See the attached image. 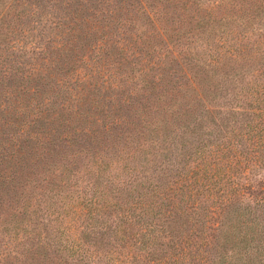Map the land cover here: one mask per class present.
<instances>
[{
  "label": "trees",
  "instance_id": "trees-1",
  "mask_svg": "<svg viewBox=\"0 0 264 264\" xmlns=\"http://www.w3.org/2000/svg\"><path fill=\"white\" fill-rule=\"evenodd\" d=\"M191 1L195 9L190 23L199 33L186 37L190 41H186V48L180 51L175 40L182 34L174 40L168 35L171 29H166L163 21L148 11L139 16L127 12L129 18L122 22L121 28L125 24L131 25V29L124 31L129 33L128 37L107 39L97 36L92 39V44L90 38L81 36V26H72L73 22H78L77 13L76 19L65 21L67 31H73V38L82 45L89 43L93 55L102 59L92 64L84 76L76 75L75 84L82 86L73 101L82 106L72 110L71 114L68 111L72 106L67 104L65 93L73 84L72 78L64 80L62 91L52 94L54 99L46 102L51 116L49 121H56L55 128L50 130L54 133L49 132L48 137H35L40 131L35 128L36 122H44L40 117L30 118L33 121L30 124L29 120L18 116V113L24 118L28 116V103H20L18 109L7 113L5 118L0 115V120L11 129L7 133L11 135L9 140H0V161L8 167L7 177L11 178L8 184L15 188L19 185L18 192H13L8 200L4 194L10 204L0 208L2 213L5 212L4 220L0 213V264H196L192 259L197 264H264V127L260 129L263 131L260 142H251L252 128L264 124V105L261 106L264 104V52L261 51L264 0L215 2L217 8L230 6V9L227 8L228 15L209 21L212 23H204L203 14L213 11V8H205L208 0L203 3ZM21 2L12 0L0 10V50L4 39V64L8 62L0 67V84L3 76L4 80L11 76L14 82H17L14 78L17 74H21V81L29 79L31 75L25 76L26 72L19 70L12 61L22 57L19 54L27 56L31 53L29 45L40 48L33 42L30 44L29 40H41L45 29V25L39 29L44 18L42 11L18 9ZM88 18L93 25L89 24L83 33L96 36L99 18L96 13ZM83 20L84 15L79 21ZM173 23L178 25L176 20ZM235 29L244 34L241 39L249 41L246 45L234 41L239 40L233 36ZM220 33L219 43L213 45L214 37ZM143 34L149 36L142 38ZM224 34L228 38H223ZM154 36L159 38L160 46H165L160 49L166 54H159L153 64L145 67L142 60L149 54V49L158 47L153 43L152 39L157 38ZM256 36L263 41L254 42ZM194 43L200 45L196 47ZM188 46L202 53L211 49L214 51L209 54L211 61L208 62L203 53L202 59L195 57L196 64L186 62L187 52L191 51ZM71 47L68 45L69 50ZM116 50H119L117 54L114 53ZM143 50H148L146 55H142ZM127 54L131 62L127 61ZM120 55L122 59L113 58L112 64L120 65L124 71H129L128 65L136 67L134 70L141 69L138 82L132 81L131 96L139 85L144 90H154L147 95L150 102H143L142 107L132 111L139 117L134 126L141 125L140 117L144 120L145 116L150 117L149 124H154L153 118L165 127L161 134L164 140H159L164 142L160 145L155 139L159 136L154 134L156 127L151 133L148 131V136L141 132L137 137H128L122 149L112 148L110 157H101L92 146L98 144L104 132L98 133L93 126H84L87 120L78 116L84 115L81 109L86 106H93L90 111L100 113L111 106L107 90L115 84H112L111 74L108 76L111 70L109 57ZM170 60L171 65L168 64ZM174 64L180 67L179 73H175ZM199 66H217L220 73L213 74L214 78L208 68L200 69ZM35 68H31V74L38 76L40 73L43 78L44 74ZM29 82L36 84L24 91L29 92L26 100L31 102L36 99L40 79ZM123 85L121 80L114 88ZM14 86L22 90L21 84ZM250 99H254L251 104L246 102ZM123 102H131V97L125 96ZM186 114L192 120L185 123L191 122V125L180 124V128H175L177 133H172L168 128L173 124L170 117L174 122L182 121ZM118 115L119 111L108 116L114 124L110 129L116 130L118 122L121 126L129 125L127 116L113 118ZM257 118L260 119L259 126L251 127L249 123ZM70 121H74L72 125H68ZM11 123L21 127L18 137ZM92 123L93 120L88 124ZM24 127L32 128L33 136ZM247 129L250 132H246ZM40 133L45 134L44 131ZM61 133H67L63 139ZM117 134L119 140L122 131ZM24 135L28 137L26 140L21 139ZM60 139L61 145L58 144ZM149 139H153L149 143L152 156L146 149ZM130 147H133L131 152ZM210 147L214 148L211 154L217 153V160H210L207 151ZM123 151L126 152L123 159L113 157ZM83 157L92 158L86 165L88 171L81 161ZM139 157V163L131 164ZM22 161L20 174L27 169V175L18 177L11 169ZM77 175H89V186L79 188L81 179ZM15 178L18 181L12 185ZM164 180L165 184H162ZM30 186H33V192ZM183 189L189 190V200L192 199L187 208L178 204L175 209L165 202L169 195ZM37 191L40 192L38 197L45 202L39 205L36 202V208H28L25 199ZM253 207L260 216H252L256 215ZM28 209L35 217L36 212L43 213L46 224L43 221V225L27 222Z\"/></svg>",
  "mask_w": 264,
  "mask_h": 264
},
{
  "label": "rangeland",
  "instance_id": "rangeland-1",
  "mask_svg": "<svg viewBox=\"0 0 264 264\" xmlns=\"http://www.w3.org/2000/svg\"><path fill=\"white\" fill-rule=\"evenodd\" d=\"M12 0H0V10L4 9L5 3L8 4ZM199 1V0H197ZM261 0H255V2H258ZM192 1L191 0H22L21 3L17 5L18 9L24 8L25 10H30V9H38L39 11H42L43 19H42V24L39 26V29H42L45 25V29L43 30V36H41L40 39H30L29 43L33 42V44H36L37 46H40V48H34V46H28L32 52L29 53L27 56L21 55L22 57H18L16 61L13 64L17 65L19 70H24L25 76L31 75L29 79H25L21 81V74H17L14 76L15 80L17 82H14L10 77L8 76L4 80L3 76V82L0 84V115L5 118L7 113H14V110L18 109V105L21 104H27L30 106V109L28 113V116L24 118L25 116H22L21 113H18V116L21 117L23 120L27 121L31 124V119L32 117H40L44 122L42 121H37L36 122V129H40L38 133H36L35 137H41V136H49V132L54 133V131H50L52 128H55L56 121H49V118H51L50 115H48V106L47 103L49 101H52L54 97H52V94H56L60 91H62V85L64 84V80H68L72 78L71 82L73 83L72 85H69L68 91L65 93L66 99H67V104H70L72 107L71 110H68L71 114V111L74 110L77 107L82 106L81 103H76L73 101V98L76 96L77 92L79 91V88L82 86L80 84H75L76 80V75L80 74L84 76L85 73H88V68L91 67L92 64L99 63V61L102 59L99 56L93 55V50L90 49L89 43H85L84 45L80 44V41H76L72 34L73 31H67L66 26H65V21L67 20H73V17L75 18V14L77 13V24L76 22H73L72 26L76 27L81 26V36L89 39L90 38V44H92V39H95L97 36L99 37H105L107 39H111V37H123L126 38L129 36V33L124 32L127 29H131V25L125 24V27L123 26L121 28L122 22H126L129 18V15L127 12H131L133 15L139 16V13H142L143 11H148L152 16H155V18H159L163 21L164 27L166 29H171L169 30L170 33L168 35L172 36L175 40L177 38L178 34H182L181 38L175 40L177 43V48L178 50H184L186 47L184 46L186 44L187 40L186 37H188L190 34H198L199 31L197 27H192V24L190 23V18L194 12V9L192 7ZM204 0H201L200 3H203ZM217 2V4L220 2V0H208L205 3V8H213V11L209 12L208 14H203L204 23H212L209 22L210 20L213 19H218L222 16H226L229 13L228 10L230 9V6H225L221 8H217V5L214 3ZM185 4H187L185 6ZM186 7V8H185ZM228 8V10H227ZM235 12V11H234ZM96 13L99 20L96 22V24L100 25L99 28V33L93 37L91 36V33H88L87 35L84 34L83 32L87 29L88 25L92 24L89 16L91 17L92 14ZM47 14V15H46ZM84 15V20L82 22L79 21V19ZM88 15V17H87ZM232 16V15H231ZM46 17H48L49 21ZM46 18V19H45ZM75 18V19H76ZM102 18V19H101ZM120 18V19H119ZM120 20V21H119ZM173 20H176L178 22L177 24L173 23ZM59 25V26H56ZM182 27H181V26ZM60 26H62L60 28ZM103 26H108V28H104ZM103 30V31H102ZM102 31V33H101ZM236 34H233V36L236 37V39L239 40H234L235 42H238L239 44L246 45L249 41L246 39H241L244 34H239V30L235 29L234 30ZM124 32V33H123ZM121 33V36H118L117 34ZM35 34L36 31H35ZM63 34V35H62ZM147 34H143L142 38L146 37ZM149 36V35H148ZM147 36V37H148ZM222 34L220 33L219 36L214 37V44L217 45L219 42L217 41ZM157 37V36H154ZM223 38H228L227 34L223 35ZM231 38V36H229ZM254 42L258 41H263V38L259 39L258 36L254 37ZM153 40V43L156 44V48L159 49V51H156L155 47H152L149 49V54L146 55V50H143L142 55H146L145 60H142V63L145 67L149 66V64H153V62L156 61L157 57L159 54H166L164 50H161L160 48H165V46H160L158 44L159 38L157 37L155 40ZM98 42V41H96ZM98 44H100L98 42ZM257 48H258V43H255ZM68 45L72 46L69 50ZM101 45V44H100ZM200 43H194V46H199ZM1 46L2 49L0 50V67H4L5 64L8 62H5L4 64V39L1 41ZM73 47L75 49L73 50ZM126 45L124 48L126 49ZM215 47V46H213ZM188 51L191 50V47L188 46ZM201 49L204 51L205 48ZM119 50L114 51L115 54L118 53ZM205 51L207 54H205ZM203 53L207 59L208 62L211 61V58L209 56L210 53L214 52L211 51V49H206ZM261 51L264 52V45H262ZM67 52V53H66ZM186 53V52H185ZM203 53L198 52L196 50H191L190 52H187L189 56H187L186 62L191 63V64H196V59L195 57L198 56L199 58H203ZM93 55V56H92ZM127 61H132V59L128 56L127 54ZM110 61V68L111 70L108 73V76L111 74V81L112 85L107 92L109 94L107 95L108 99H110L111 106L109 105L108 109H105L103 113H100V111H90L93 106H86L81 109L83 111L84 115L83 116H78V118L86 119L87 121L83 124L84 126H93L95 130L99 132H104V135L101 137L100 140H98V144H94L92 146V150H96L97 152L101 153V157H110L111 155L109 152L112 151V148L119 147L120 149L123 148V143L127 138H131L132 136L137 137L141 132H143L144 136H148V131L151 133L152 131L155 130V135L159 134L158 138H155L159 143L161 140H164L163 137L161 136L162 132L165 130V127L162 126L161 124H158L157 122L154 121L152 118L151 121L154 124H149L148 122L150 121V117L145 116L144 118L140 117L141 125L140 126H134L138 122L139 117L136 116L132 111L136 110V107L140 108L142 107L143 102H150V98L147 97L148 94L153 92L154 90H144L140 85L137 87L138 89H134V92L132 93L131 96V91L134 88V80L138 82L139 74H140V68L134 70L136 67H132L128 65L129 71H124L122 67L118 64H112L111 60L113 58H117V60L122 59L121 55L120 57H109ZM81 59H85V61H81ZM86 62V63H85ZM92 62V63H91ZM168 64L171 65L172 62L171 60L168 61ZM186 65V64H185ZM93 66V65H92ZM175 68V73H179L180 67L176 66V64L173 65ZM32 67H36L38 70L41 71V74H44V77L38 74V76H34L31 74L30 70ZM120 67V69H119ZM35 68V69H36ZM199 68H208L211 71V74L215 73H220V68L217 66L214 67H205V66H199ZM199 69V70H200ZM139 72L136 74L135 72ZM117 72V73H116ZM260 74V73H259ZM215 78V75H213ZM1 79V78H0ZM40 79V82L37 86V92H36V99L32 100L31 102H28L26 99L27 96H29V92L24 93L25 89L29 90L31 88H34L36 86L35 83L29 82L30 80H34L37 82V80ZM217 79V78H216ZM121 80L124 82V85L121 88H114L116 87V84L120 85ZM120 81V82H119ZM21 84L22 85V90L20 91L17 86H14V84ZM46 84L47 85V92L45 94L46 90ZM135 85H137L135 83ZM161 87L157 88L158 90ZM44 91V93H42ZM124 91V93H122ZM35 95L31 92V97L34 98ZM125 96L131 97V102L125 103L123 102ZM213 98V97H211ZM42 100V101H40ZM214 100H219L220 98H215ZM254 99L247 100L246 102L251 104ZM44 101V102H43ZM217 101V102H219ZM47 102V103H46ZM262 104L261 106H263ZM87 108V109H85ZM114 108H118L116 111ZM119 111L118 116H114L113 118L117 119V117H124L127 116L126 120L129 122V125L125 126L122 125L118 122V126H116V130L110 129L109 127L112 122L110 119H108V116H111L115 114L116 112ZM26 112V113H27ZM31 112H35L34 115L31 114ZM31 114V117H30ZM67 114V113H66ZM65 114V115H66ZM94 116V117H92ZM131 116V118H130ZM75 117V112L72 113V118ZM182 121L177 119L175 122L174 120L170 117V119L173 121V124L168 126L170 128L172 133H177L175 131V128L178 129L180 128V124L188 126L191 125V122L185 123L187 120L191 121V118H188V115L186 114L185 116L182 117ZM191 119V120H190ZM33 120V119H32ZM93 120L94 123L88 124L89 121ZM147 121V122H146ZM20 122V120L18 121ZM74 121H70L68 125H72ZM133 122V123H131ZM14 127L13 129L15 130V135L18 137L19 132L21 127L17 125L16 123H11ZM260 124V119H254V122H250L249 125L251 127L259 126ZM157 125V126H156ZM264 125V124H263ZM261 125L259 128H252V140L253 144H256L260 142V137L263 135V131L260 129L263 128L264 126ZM43 126V127H41ZM74 126H77L76 124ZM145 128V129H144ZM25 130H29L31 135H32V128H27L24 127ZM44 129V130H42ZM11 129L9 128L8 124H4L3 120H0V140L8 139L7 133ZM53 130V129H52ZM41 131H44L45 134L40 133ZM121 138L118 140L117 139V133L121 132ZM246 132H250V130H246ZM245 134V132H242ZM7 134V136H6ZM67 133H61L60 138H64ZM33 136V135H32ZM28 137L24 135L21 137V139L26 140ZM128 138V139H129ZM247 139V138H246ZM246 139L244 141L246 142ZM142 140V139H141ZM153 139H149L147 141V153H150L152 156V147L149 145V143ZM160 140V141H159ZM59 145H61L63 142L58 141ZM164 142V141H163ZM162 142V143H163ZM160 143V145L162 144ZM159 145V146H160ZM126 148V147H125ZM174 150V154H176V146H172ZM129 151L133 150V147L128 148ZM214 149V148H213ZM212 147L207 148V151L209 153L210 160L214 159L217 160V153L214 152L211 154V150H213ZM224 151H227L226 148H224ZM93 152V151H92ZM226 152V153H227ZM2 153L4 155V151L2 150ZM229 153V152H228ZM117 156H113L116 159H123L126 156V152H119L117 153ZM175 156V155H174ZM174 158V157H172ZM140 157L137 158V161L132 162L131 164H136L140 162ZM91 157H86L82 158L81 161L84 164L85 168L88 169L87 162L91 161ZM174 160V159H173ZM31 161V160H30ZM193 159L191 160V162ZM17 160H15V163ZM23 161L16 167H13L11 171H16L15 174L17 176L27 175V169L24 170L22 174H20V169H21V164ZM260 167V166H259ZM5 169V171H4ZM259 169V168H258ZM174 170V169H173ZM260 170V169H259ZM175 171V170H174ZM0 172L2 176L0 177V208L4 209V207H7L10 203H8L6 200L9 199L10 195L14 192L17 193L18 191V186L15 188L14 186L9 185L8 183L10 182L11 178H8L9 176L8 173V167L4 166V162L0 161ZM81 180L78 182L79 188H84L89 186V182H91V178L89 175H77ZM252 179V176H251ZM18 180L15 178V180L12 182V185L16 183ZM76 183V180H73ZM162 184H165V180ZM160 185V184H159ZM31 192L34 191L33 186H30ZM40 192L37 191V193H33L34 195L29 194L30 197L25 199L26 205L28 204V208L35 207L36 208V202L37 205L43 203L44 200H42L40 197H38ZM4 194L6 196V200L4 199ZM162 196V195H161ZM189 190L183 189V190H176L175 195H169L165 199V202L168 203L171 207L178 209V204H182L184 208H187L188 205L191 204V200H189ZM261 195H259L260 198ZM164 200V199H163ZM45 202V201H44ZM44 207V205L42 206ZM255 212L256 215H252L254 217L260 216V212L257 210V208H252ZM45 210V209H44ZM0 213H2L0 211ZM29 215H27L25 218L28 221L31 222H37V224H46V219L43 218L44 214L41 212H36V217L34 216L35 214H31V210L28 209ZM3 214V220H4V215ZM262 219V218H261ZM43 221V224L41 223ZM197 252L195 254V259L197 260L199 254ZM194 263V259H192Z\"/></svg>",
  "mask_w": 264,
  "mask_h": 264
}]
</instances>
